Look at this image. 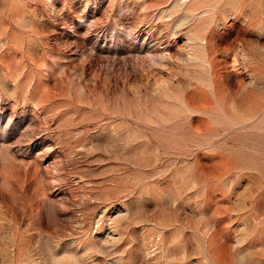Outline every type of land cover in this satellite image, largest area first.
<instances>
[{"label": "rangeland", "instance_id": "rangeland-1", "mask_svg": "<svg viewBox=\"0 0 264 264\" xmlns=\"http://www.w3.org/2000/svg\"><path fill=\"white\" fill-rule=\"evenodd\" d=\"M0 264H264V0H0Z\"/></svg>", "mask_w": 264, "mask_h": 264}, {"label": "bare ground", "instance_id": "bare-ground-1", "mask_svg": "<svg viewBox=\"0 0 264 264\" xmlns=\"http://www.w3.org/2000/svg\"><path fill=\"white\" fill-rule=\"evenodd\" d=\"M187 18L190 20V16H187ZM186 38H187V39H191V40H193V38L190 37V36H187ZM154 86H155V85H154Z\"/></svg>", "mask_w": 264, "mask_h": 264}]
</instances>
